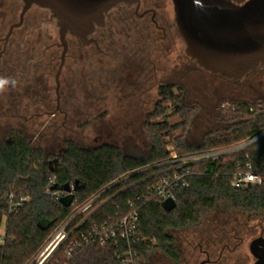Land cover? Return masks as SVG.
I'll return each instance as SVG.
<instances>
[{
    "label": "rangeland",
    "instance_id": "obj_1",
    "mask_svg": "<svg viewBox=\"0 0 264 264\" xmlns=\"http://www.w3.org/2000/svg\"><path fill=\"white\" fill-rule=\"evenodd\" d=\"M245 1L235 0L237 3ZM23 3V0H0V37L8 33L13 22L19 21ZM165 8L168 16L161 19L163 23L170 25L166 45L169 49L153 58L158 69L157 84L154 85L155 81L150 75L145 92L146 106L133 112L118 100L121 94L119 90L126 88L125 81H120L118 77H112L114 79L111 81L98 75L99 79H104V83L100 82L98 88L112 91L103 103L94 106L95 100L87 90H93L97 86L91 82V75L85 68L81 74L76 72L73 59L68 60L69 66L63 71L57 90L56 73L62 53V48L58 46L47 53L43 62L28 64L33 48L36 55H41L47 45L60 43L59 27L51 12L37 6L32 7L26 14L25 24L16 29L10 38L6 61L0 71V79L6 81L0 86V143L8 141L19 131L35 148L43 149L50 161L59 160L68 140L86 149L114 145L126 155L146 159L151 151L152 136L144 127V122L153 114L161 99L160 85L169 81L178 82L183 88L182 100L185 104L194 106L192 121L185 136L186 146L191 149L202 148L209 131L227 127L229 122L222 109L232 106L230 99L254 101L264 98V64L239 81L206 71L186 53V43L175 22L172 0H167ZM116 38L118 42L115 48L122 50L121 47L128 42V38L125 33ZM68 41L72 54H77L80 43L70 35ZM2 48L3 44H0V52ZM116 52L114 50L115 54ZM50 58H54V63L49 66L46 62ZM109 64L112 68H121V59ZM112 73L114 72L110 74ZM116 73L120 75V71ZM80 81L83 83L82 87ZM58 98L63 111L57 110ZM223 98L228 100L221 102ZM172 109L173 106L168 109L167 114L172 113ZM151 119L159 122L166 117L160 115ZM168 120L171 124H176L180 118L172 115ZM181 131L179 129L173 135L164 132L167 150L172 147L175 149L173 138L180 135ZM6 221L7 218H4L0 225V235L5 232ZM219 223H225L223 227L228 230L227 235L232 236V239L223 243L227 248L222 251L223 259L219 264L255 262L250 243L255 238L264 236V219H250L241 212L214 211L201 225L182 234L170 231V235L178 239L185 254L180 264H200L207 258L201 249L208 247L205 245L200 248L199 244L204 243L206 236L214 231L215 224L221 227ZM233 226H236L235 232L231 231ZM221 236L223 233L218 237ZM2 244L3 237L0 236V246ZM151 264L174 263L163 254L155 253Z\"/></svg>",
    "mask_w": 264,
    "mask_h": 264
},
{
    "label": "trees",
    "instance_id": "obj_2",
    "mask_svg": "<svg viewBox=\"0 0 264 264\" xmlns=\"http://www.w3.org/2000/svg\"><path fill=\"white\" fill-rule=\"evenodd\" d=\"M35 52L34 49L31 56L35 58L34 64L43 62L44 59L37 60L42 54L36 55ZM5 55L7 53L1 59L0 71L6 61ZM182 89L179 84L160 87L161 99L153 114H150L144 123V127L152 136L151 151L146 159L126 155L114 145L86 149L68 140L59 160L51 163L45 151L35 148L19 131L8 141L0 143V225L9 212L10 192L15 191L17 195L23 192L29 196L25 205L17 212L9 214L7 218L5 242L0 246V264H25L44 243L55 225L71 211L70 207H63L48 197V188L62 190L69 183L74 188L75 205L81 204L122 175L149 164L165 162L170 156L164 141L165 131L173 135L177 130H182L180 135L173 136L175 149L179 153L228 146L255 138L264 132V98L254 101L230 99L232 106L222 109L229 122L227 127L209 131L205 135L202 148H188L185 136L189 131L194 106L184 103ZM224 100L228 98L221 99V102ZM172 106L173 112L167 114ZM160 115L166 119L152 121V117ZM172 115H177L179 122L171 124L168 119ZM238 163H251L254 171L264 175V136L226 159L196 165L199 173L190 178V186L180 188L174 193L177 206L173 210L168 212L162 203L154 201L141 208V233L152 239L141 247L143 264H151L155 253L163 254L174 264H180L185 254L178 239L170 235V231L182 234L201 225L214 211L241 212L247 214L250 219H264V184L243 190L236 189L231 184L230 174ZM151 174L152 171L136 174L127 183L114 187L110 194L117 192L115 197L91 216L88 224L103 221L110 216L126 214L128 202L156 181V178H150ZM145 178V181L137 183ZM52 180L55 183L50 185ZM43 218L55 220V223L49 229L42 230L39 222ZM219 224L221 227L215 224L214 231L212 230L204 243H201L202 247H208L203 248L201 252L208 254L212 264L222 261V251L227 248L223 243L232 239V236L227 235L228 230L223 227L225 223ZM231 231L235 232L236 226H233ZM220 233H223L221 238L218 237ZM70 264L121 263L115 257L113 246L108 245L105 248L87 247Z\"/></svg>",
    "mask_w": 264,
    "mask_h": 264
},
{
    "label": "water",
    "instance_id": "obj_3",
    "mask_svg": "<svg viewBox=\"0 0 264 264\" xmlns=\"http://www.w3.org/2000/svg\"><path fill=\"white\" fill-rule=\"evenodd\" d=\"M178 31L186 43V53L206 71L223 78L239 81L264 64V0H172ZM20 20L12 24L0 40H8L23 24L25 14L33 7L48 9L59 27L63 47L61 63L56 74L57 90L68 50V36L80 39L85 45L94 40L91 35L97 26L105 25L106 13L120 3L135 4L138 0H23ZM57 44V43H55ZM59 99V98H58ZM59 105V103H58ZM46 113V112H45ZM264 136V132L261 137ZM55 159L53 162H57ZM69 194L60 198L65 207L75 199L71 184L64 188ZM166 211L176 206L174 198L162 203ZM55 220L43 218L42 230L49 229ZM228 246V245H227ZM202 248V247H201ZM256 258L253 264H264V236L250 243ZM203 261L201 264H205Z\"/></svg>",
    "mask_w": 264,
    "mask_h": 264
},
{
    "label": "built area",
    "instance_id": "obj_4",
    "mask_svg": "<svg viewBox=\"0 0 264 264\" xmlns=\"http://www.w3.org/2000/svg\"><path fill=\"white\" fill-rule=\"evenodd\" d=\"M262 134L228 146L189 153H179L172 147L168 150L170 156L165 162L149 164L130 171L81 204L75 205L73 201L69 214L55 225L44 243L25 264H70L85 248L90 246L105 248L108 245L113 246L115 257L121 264H143L141 247L152 239L141 233V208L152 201L163 203L170 197L175 199L174 193L180 188H188L190 178L199 173L196 165L226 159L227 156L244 150L262 138ZM149 171H152L150 178H156V181L128 202L126 214L110 216L103 221L88 224L90 217L115 197L117 192L110 194L114 187L127 183L136 174ZM230 175L231 184L236 189L243 190L264 184V175L254 171L251 163L245 165L238 163ZM54 183L52 180L50 185ZM68 194L69 192L64 189L46 190V195L63 207L65 206L60 202V198ZM8 199L10 206L5 218L22 208L29 200V196L23 192L17 195L15 191H11ZM0 236L3 237L4 243L5 232Z\"/></svg>",
    "mask_w": 264,
    "mask_h": 264
},
{
    "label": "flooded vegetation",
    "instance_id": "obj_5",
    "mask_svg": "<svg viewBox=\"0 0 264 264\" xmlns=\"http://www.w3.org/2000/svg\"><path fill=\"white\" fill-rule=\"evenodd\" d=\"M166 3L167 0H138V2L132 5L127 3L118 4L106 13L105 25L96 27L94 33L91 35V38L94 41L90 45H85L80 39L70 35L80 43V51L73 55V50L68 41V50L61 75L69 66L68 60L73 59L76 72L81 74V71L85 68L87 73L91 75V82L97 86L93 90H87L95 100L94 106L103 103L107 96H110V91H112L98 88L100 82L102 84L104 80L98 78V75H100L103 78L105 77V80L108 79L112 81L114 79L112 77H118L120 81L124 80L126 88L119 90L121 94L118 96V100L121 101L122 104L127 105V107L133 112H137L141 110V108H144L146 106L145 92L148 78L152 76V79L155 81L154 85L157 84L158 69L157 63L153 58L159 56L163 52L166 53L169 49L166 45L169 37L168 30L170 25L166 24V22L163 23L161 19L168 16L167 9L165 8ZM39 8L44 9L41 7ZM26 14L24 16L23 24L20 27L25 24ZM16 22L18 21L13 22L12 24ZM14 31L12 35L14 34ZM124 33L128 38V42L121 47L122 50H119V48H115V45L118 42L116 41V37H121ZM5 36L0 37V39ZM10 38L8 40H0V44H3V48L0 52V65L3 55L7 53ZM57 46L58 48H62L63 52L61 43L49 44L45 47L42 55L39 56L37 60H45L47 58V53ZM34 49L35 48L31 50L32 55ZM114 50H117L116 54L114 53ZM119 59H121V68L110 67L109 63H113V61ZM27 62L32 65L35 63V58H30ZM53 63L54 58H50L49 61L46 62L49 66ZM84 63H86L85 66ZM119 71L120 75L116 73ZM111 72H114L115 74H110ZM79 84L82 87V81H80ZM168 84L178 85V82L169 81L165 85ZM163 85L164 84L160 86ZM58 103L57 110L63 111L61 109V100L58 99ZM52 162L53 161H51V163ZM199 245L201 248L202 244ZM206 256L207 258L203 260L206 261L205 264H212L208 254Z\"/></svg>",
    "mask_w": 264,
    "mask_h": 264
},
{
    "label": "clouds",
    "instance_id": "obj_6",
    "mask_svg": "<svg viewBox=\"0 0 264 264\" xmlns=\"http://www.w3.org/2000/svg\"><path fill=\"white\" fill-rule=\"evenodd\" d=\"M6 81L0 79V86H2Z\"/></svg>",
    "mask_w": 264,
    "mask_h": 264
}]
</instances>
